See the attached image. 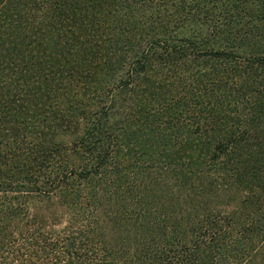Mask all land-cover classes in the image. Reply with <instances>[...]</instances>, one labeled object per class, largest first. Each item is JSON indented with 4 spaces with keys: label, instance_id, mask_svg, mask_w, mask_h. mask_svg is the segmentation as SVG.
I'll return each mask as SVG.
<instances>
[{
    "label": "trees",
    "instance_id": "obj_1",
    "mask_svg": "<svg viewBox=\"0 0 264 264\" xmlns=\"http://www.w3.org/2000/svg\"><path fill=\"white\" fill-rule=\"evenodd\" d=\"M0 264H264V0H0Z\"/></svg>",
    "mask_w": 264,
    "mask_h": 264
}]
</instances>
